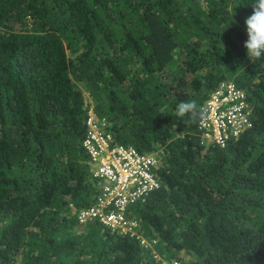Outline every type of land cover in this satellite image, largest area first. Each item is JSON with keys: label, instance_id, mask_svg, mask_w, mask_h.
<instances>
[{"label": "trees", "instance_id": "obj_1", "mask_svg": "<svg viewBox=\"0 0 264 264\" xmlns=\"http://www.w3.org/2000/svg\"><path fill=\"white\" fill-rule=\"evenodd\" d=\"M254 0H0V264H264V56L248 58ZM250 124L202 144L222 82ZM89 109L118 144L159 157L161 186L128 206L146 240L77 212L96 198Z\"/></svg>", "mask_w": 264, "mask_h": 264}, {"label": "built area", "instance_id": "obj_2", "mask_svg": "<svg viewBox=\"0 0 264 264\" xmlns=\"http://www.w3.org/2000/svg\"><path fill=\"white\" fill-rule=\"evenodd\" d=\"M201 109L198 130L202 144L222 147L250 124L247 94L232 81L220 83ZM85 123L83 146L89 155L98 194L89 206L78 210L77 220L79 223L98 221L112 232L135 236L145 244L146 240L138 232V222L128 218L126 211L128 206L144 200L161 186L156 171L159 157L155 153H141L131 145L115 143L105 130L106 118L93 109L87 111Z\"/></svg>", "mask_w": 264, "mask_h": 264}, {"label": "clouds", "instance_id": "obj_3", "mask_svg": "<svg viewBox=\"0 0 264 264\" xmlns=\"http://www.w3.org/2000/svg\"><path fill=\"white\" fill-rule=\"evenodd\" d=\"M251 8L252 14L245 19L247 40L243 46L248 58L258 59L264 56V0H254ZM175 113L178 117L187 116L190 120L200 118L203 114L195 100H181Z\"/></svg>", "mask_w": 264, "mask_h": 264}]
</instances>
